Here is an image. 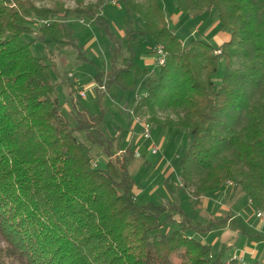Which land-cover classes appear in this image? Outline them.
<instances>
[{
    "label": "trees",
    "instance_id": "1",
    "mask_svg": "<svg viewBox=\"0 0 264 264\" xmlns=\"http://www.w3.org/2000/svg\"><path fill=\"white\" fill-rule=\"evenodd\" d=\"M174 1L191 17L215 12L228 40L219 48L197 39L184 45L159 0H117L141 22L138 34L165 54L132 114L148 127L187 134L178 188L192 205L231 187L264 215V0ZM107 4L114 2L0 0V264H261L212 257L190 234L225 229L228 216L200 224L179 204L138 205L128 172L134 152L113 150L103 112L77 111L70 125L55 95L54 62L67 49L82 55L68 19L94 20L108 33L97 17ZM36 20L50 22L26 40ZM33 42L44 58L32 56ZM138 73L130 59L98 73L96 99L111 85L133 90ZM58 76L77 91L72 75ZM94 148L107 159L104 168L93 162Z\"/></svg>",
    "mask_w": 264,
    "mask_h": 264
},
{
    "label": "rangeland",
    "instance_id": "2",
    "mask_svg": "<svg viewBox=\"0 0 264 264\" xmlns=\"http://www.w3.org/2000/svg\"><path fill=\"white\" fill-rule=\"evenodd\" d=\"M113 2L114 4H107L97 12V17L106 22L109 34L94 20H84L81 23L68 19V26L82 55L72 49L59 54L54 62L56 73L52 71L51 79L55 85L56 98L68 116L70 125H74L73 118L77 111L84 112L85 109L88 115L103 112V132L108 139H113V150H118V155L128 148L134 152V157L128 164V172L134 182L132 193L138 205L179 204L188 218L200 224L206 223L207 216H228L230 219L226 221L225 229L217 226L208 234H190L209 247L212 257L221 254L228 260L236 258L244 262L264 264V222L257 218V212L243 196L236 194L231 187H224L203 198L200 206H196L178 188L181 158L189 145L187 134L176 129L149 127V139L144 138L142 127L135 121L132 109L146 92L147 85L158 77L154 48L148 36L138 34L141 22L127 15L117 0ZM159 2L169 27L182 44L186 45L191 39H197L218 46L217 35L222 32L215 12L191 17L181 13L174 0ZM72 4L68 3L69 6ZM32 26L33 34L25 37L29 41H34L39 27L36 23ZM30 53L35 58H44L46 55L39 42L32 43ZM123 59L132 60L138 68L135 88L121 90L118 86L111 85L107 93L97 92L96 99L95 76L98 73L107 74L113 66L119 67ZM149 59L153 61L152 65L145 64L144 61ZM223 71L224 63L219 60L218 70L212 77L216 87L220 85ZM58 75H72L76 80L77 91L74 90L72 94L69 83L61 82ZM79 91L84 92V99L78 97ZM152 146L158 149L157 154L151 153ZM106 161L94 148L93 162L96 166L104 168ZM160 222H165V219L161 217ZM166 228L176 230L178 226L163 225L162 229L166 231Z\"/></svg>",
    "mask_w": 264,
    "mask_h": 264
},
{
    "label": "built area",
    "instance_id": "3",
    "mask_svg": "<svg viewBox=\"0 0 264 264\" xmlns=\"http://www.w3.org/2000/svg\"><path fill=\"white\" fill-rule=\"evenodd\" d=\"M49 22L50 21H47V20H36V24L38 26H47L49 24ZM81 23H82V21H81ZM154 53H155V57H156L155 64L158 67L162 66L164 64V60H165V54H164L162 48L160 46L154 48ZM219 53H220V51L214 52L215 55H217ZM77 95L81 99L85 98V94L82 91L77 92ZM135 121L141 125L144 138L149 139V127L146 124L142 123L138 118H136ZM157 152H158V149L155 146H152L151 153L157 154ZM256 216L259 220L264 222V215H262L261 213H257Z\"/></svg>",
    "mask_w": 264,
    "mask_h": 264
},
{
    "label": "crops",
    "instance_id": "4",
    "mask_svg": "<svg viewBox=\"0 0 264 264\" xmlns=\"http://www.w3.org/2000/svg\"><path fill=\"white\" fill-rule=\"evenodd\" d=\"M221 34H223V35L221 36ZM221 34H218L217 35V41L219 40V44L216 47H218V48L220 47L221 44H223L225 41L228 40L227 35H225L224 33H221ZM144 62H145L146 65H152V63H153V61L150 60V59L149 60H145ZM74 82L76 83V80L75 79H74Z\"/></svg>",
    "mask_w": 264,
    "mask_h": 264
}]
</instances>
